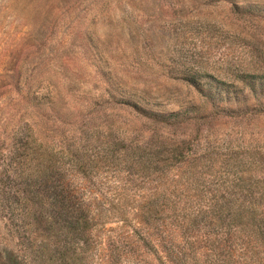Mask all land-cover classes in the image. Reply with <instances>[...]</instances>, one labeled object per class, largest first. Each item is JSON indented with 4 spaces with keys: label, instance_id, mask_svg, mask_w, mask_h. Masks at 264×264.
I'll return each mask as SVG.
<instances>
[{
    "label": "rangeland",
    "instance_id": "obj_1",
    "mask_svg": "<svg viewBox=\"0 0 264 264\" xmlns=\"http://www.w3.org/2000/svg\"><path fill=\"white\" fill-rule=\"evenodd\" d=\"M0 264H264V0H0Z\"/></svg>",
    "mask_w": 264,
    "mask_h": 264
}]
</instances>
